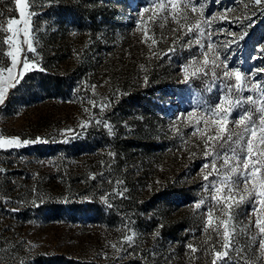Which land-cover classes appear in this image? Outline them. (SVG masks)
Returning <instances> with one entry per match:
<instances>
[{
  "label": "rangeland",
  "instance_id": "rangeland-1",
  "mask_svg": "<svg viewBox=\"0 0 264 264\" xmlns=\"http://www.w3.org/2000/svg\"><path fill=\"white\" fill-rule=\"evenodd\" d=\"M178 2L198 3L196 13L187 9L188 23L201 19L205 35L178 29L169 16L166 22L147 21L148 39L142 42L138 14L149 0H29L28 11L37 12L27 37L35 52L26 55L43 70H30L8 87L0 104V138L47 142L0 149V264H211L209 246L220 248V237L210 230L208 238L202 214L209 206L205 186L216 176L203 179L209 169L202 165L211 157L204 155L201 134L192 133L195 119L217 103L226 85L235 84L234 76L223 77L226 70L238 71L245 84L228 129L238 131L231 119L259 106L244 98L260 100L256 86L264 88V4ZM0 13L5 28L7 18L19 19L14 0H0ZM7 35L0 32V41ZM24 39L21 32L16 46L26 50ZM208 44L210 60L227 57V68L221 63L213 76L211 64L207 75H192L189 67L185 80L183 68L193 60L200 67ZM8 50L0 43V67L11 63ZM6 78L5 72L0 79ZM104 103L108 107L101 111ZM199 127L204 130L203 121ZM252 199L233 207L232 248L217 264H264L258 241L251 239ZM132 233L129 246L124 234ZM122 242L120 251L111 247Z\"/></svg>",
  "mask_w": 264,
  "mask_h": 264
},
{
  "label": "snow or ice",
  "instance_id": "snow-or-ice-1",
  "mask_svg": "<svg viewBox=\"0 0 264 264\" xmlns=\"http://www.w3.org/2000/svg\"><path fill=\"white\" fill-rule=\"evenodd\" d=\"M49 2H51V0H49ZM14 3L16 8L19 9V19L9 17L6 20V28L0 25V32H7L10 34L4 36L0 43L8 46L9 50L6 52V55L11 58L10 65L0 67V77H3L5 72L7 73L6 79H0V104L5 102L8 87H15L18 85L26 72L30 70H43L39 69L38 64L35 61L29 60L26 55L28 51L35 52L32 42L27 39V37L30 35V19L32 16L37 15V12L34 8L28 11V9L32 7L29 0H14ZM249 4L260 6L264 4V0H248L245 7L247 8ZM198 6V3L182 5L178 0H149V6H146L143 11L138 14L140 20L137 30L144 33L142 42H146L148 39L149 30L143 27L147 21L150 20L155 23L157 19H160L166 22L169 16L177 23L178 29L183 30L187 27L188 32L195 30L197 37L205 35L201 19L197 18L191 24L188 23L189 16L187 9L190 7L191 12L196 13ZM149 12L150 15L147 17V20H145L144 13ZM2 15L3 14L0 13V16ZM181 21H183V23H181ZM21 23L23 24L22 28L14 27ZM204 24L210 27L211 22L210 20H205ZM160 27H163V23H161ZM178 29H172V31L176 32ZM21 32L25 36L23 44L27 46L26 50L16 46L17 38ZM229 35H231V33H229ZM176 39H179V37ZM241 39H243V36H241ZM152 42L154 44L156 42L155 39H153ZM195 42L200 43L198 38L195 39ZM185 43L191 44L193 40L190 39L185 41ZM229 43L232 42L229 41ZM14 47L15 51L11 50ZM200 47L204 48V45L200 44ZM212 49L213 44H208L207 49L202 52L203 61L200 67H194L197 62L193 60L191 65H187L183 68L185 80L189 79V67H193L192 75L198 73L207 75L208 72H205L204 69L211 64L212 67L209 68V71L213 76H216L215 68L219 67L221 63L227 68V57L224 58V61H219V56H213L210 60L209 53ZM171 50L173 49L170 48L169 51ZM261 50L264 51V48ZM18 53L24 54L22 60H18ZM222 75L229 80L234 76L235 84L226 85L224 95L217 103L205 109L203 115L199 119H195L197 127L194 128L192 133V135L198 132L201 134L204 138V155L205 157H211L207 163L202 165V169H209L203 176V179L207 181L210 175L215 174L216 176V180L209 181L205 186L206 190L209 192V197L207 198L209 206L202 214V218L206 217L203 231L209 234V239L211 238L210 230L220 237V248H216L215 245L209 246V251L212 255L211 264H217L218 260H223L224 257L228 256L229 250L232 248V236L236 230L233 224V207L248 197H253L252 207L249 209L248 213L250 217L255 215V220L249 221L250 227L255 229L251 234V239L253 241H258L257 247L260 251L262 260H264V88H260L259 85L256 86L257 89L261 91L260 100L254 99L251 96L244 98L247 102L253 105L259 104V106L252 110H245V112L238 117L232 118L231 122L234 129L239 130H229L228 122L231 117V111L237 105L241 104V97L238 96L237 93L244 90L245 84L238 71L226 70ZM145 81H147V77H145ZM92 87L95 88L96 86L93 85ZM91 103H93V106H96L95 101H91ZM106 107H108V103L100 105L101 111ZM85 111L87 112L89 110L85 109ZM256 113H259V115H255ZM189 117L190 122H192L195 113H190ZM201 121H203V131L199 127ZM92 122L93 120L90 118L88 121L82 122L80 127L86 129L88 124ZM95 122L104 123V126L108 127L106 122ZM213 126H216L218 130L213 132ZM66 131H71L75 134V130L69 129ZM111 131L112 129L109 127V132L111 133ZM46 142L47 141L40 137L32 141H21L19 137L9 139L0 138V149L19 147L21 143L27 145L30 143ZM225 145H228V147L225 148ZM110 155L115 154L110 153ZM218 161L220 162L219 166L217 164ZM3 171V169H0V172ZM125 192H127L126 188L122 189L117 194L123 197ZM100 198L103 203L111 207L107 194H101ZM38 200L40 204L43 203L42 198L38 197ZM204 202V200L196 202L194 205L195 208H200ZM33 206H39L37 201H33ZM217 209L221 212L219 217L215 216ZM14 211H18V209H14ZM160 227H162V225ZM156 235H159L158 231L154 232V236ZM134 236L135 233L131 235L124 234V241L131 246L134 242ZM111 247L120 251L123 247V242L119 248L115 244ZM187 247L190 249L191 253L197 251V247L191 243L188 244Z\"/></svg>",
  "mask_w": 264,
  "mask_h": 264
}]
</instances>
